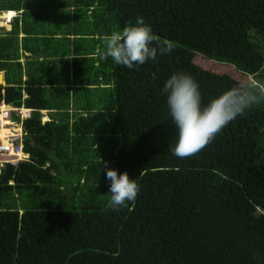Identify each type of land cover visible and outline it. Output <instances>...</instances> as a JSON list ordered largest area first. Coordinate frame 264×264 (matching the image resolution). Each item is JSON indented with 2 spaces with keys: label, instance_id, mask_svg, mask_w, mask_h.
<instances>
[{
  "label": "trees",
  "instance_id": "1",
  "mask_svg": "<svg viewBox=\"0 0 264 264\" xmlns=\"http://www.w3.org/2000/svg\"><path fill=\"white\" fill-rule=\"evenodd\" d=\"M69 3L70 33L90 36L100 52L94 75L74 66L63 91L50 68L18 61V47L34 55L38 46L29 0H0V12L22 11L25 34L18 45L17 18L0 34V102L31 109L21 121L27 160L0 169V264H264V100L181 159L170 150L178 130L162 92L180 72L198 82L204 105L253 79L264 84V0ZM137 17L174 51L133 70L102 59L104 37ZM83 25L88 34H76ZM39 110L54 118L42 123ZM103 162L140 185L119 212Z\"/></svg>",
  "mask_w": 264,
  "mask_h": 264
},
{
  "label": "clouds",
  "instance_id": "2",
  "mask_svg": "<svg viewBox=\"0 0 264 264\" xmlns=\"http://www.w3.org/2000/svg\"><path fill=\"white\" fill-rule=\"evenodd\" d=\"M104 41L105 51L101 53V58H111L116 64L129 70L138 69L150 60L155 61L158 55L170 54L175 47L173 42L162 40L154 34L151 26L142 17H137L134 25L126 26L122 31H113L106 35ZM155 78L156 75L153 74V79ZM162 92L166 94L169 115L178 130V138L170 150L181 159L197 155L230 122L242 116L246 109L264 100V84L253 79L225 91L204 105L198 82L183 72L173 74L164 83ZM0 104L6 105L3 102ZM18 108L29 110L28 116L22 120L29 117L31 109L22 106ZM18 120L10 118L12 124L8 128L13 132L21 130L22 144L24 132L21 127L22 120ZM22 153L26 154L23 145ZM103 168L106 169V178L110 181L109 207L119 212L128 207L129 203L134 204L140 192L137 181L130 178L127 172L118 174L117 170L108 167V162H103Z\"/></svg>",
  "mask_w": 264,
  "mask_h": 264
},
{
  "label": "crops",
  "instance_id": "3",
  "mask_svg": "<svg viewBox=\"0 0 264 264\" xmlns=\"http://www.w3.org/2000/svg\"><path fill=\"white\" fill-rule=\"evenodd\" d=\"M28 5L30 11L29 35L31 38L34 37L33 42L34 44H38V46L36 50H34V55L30 52H23L20 50V47H18V54L21 55L18 61L21 64L25 60L24 57H28V59L41 64L44 69L50 68L47 73L52 79L58 80V82H52L54 87L63 89L64 87L61 81L65 77H68L69 82H71V74L74 66L76 73L81 71L91 72L96 68L94 58L99 54V48L95 46L94 42H90V36H73V34L70 33V31L73 30L70 29L69 26H73V21L69 20L71 18L69 15L73 13L74 7L70 5L69 0H29ZM21 12V10L0 12V34L8 32L11 29L13 20L17 18L16 20L19 27L17 34L18 45H20V40L25 35L20 29L22 24ZM8 14L11 15L8 16ZM88 31L89 27L83 25L76 34H80V32H82V35L88 34ZM95 38L96 35L93 36L92 40ZM78 39L84 41L79 44L74 42ZM72 59H80V62L78 65H76L77 63L72 65ZM90 59H93L92 62ZM0 74L3 80L4 73L0 71ZM3 85L4 80L0 86ZM71 88L72 86L68 89V94L70 95L69 100H71L73 96ZM63 91H65V89ZM54 113L55 110H39L41 116L40 120L46 122L53 117L52 115ZM62 113L64 114V111ZM68 113H71V111L69 110ZM0 139H3V137L0 136Z\"/></svg>",
  "mask_w": 264,
  "mask_h": 264
},
{
  "label": "built area",
  "instance_id": "4",
  "mask_svg": "<svg viewBox=\"0 0 264 264\" xmlns=\"http://www.w3.org/2000/svg\"><path fill=\"white\" fill-rule=\"evenodd\" d=\"M28 113L29 110L0 104V131L3 135V139H0V169L4 164L14 165L27 158V155L22 153L21 130L17 129L16 132H13L8 127L12 124L10 122L11 116L18 117L20 122L28 116Z\"/></svg>",
  "mask_w": 264,
  "mask_h": 264
},
{
  "label": "rangeland",
  "instance_id": "5",
  "mask_svg": "<svg viewBox=\"0 0 264 264\" xmlns=\"http://www.w3.org/2000/svg\"><path fill=\"white\" fill-rule=\"evenodd\" d=\"M11 14H8V16H10ZM195 63L196 64H198V65H200L201 64V60H199L198 58H195ZM201 66H203V65H201ZM226 67V66H225ZM231 70H233L232 68H230ZM96 71H97V69H96ZM220 71H224L223 69H221ZM95 72V69H93L91 72H90V77H89V79L91 78V75H93V73ZM97 73V72H96ZM238 72L236 71H230V72H228L227 70H225V74H227V75H229V76H231L232 78H234L237 82H239V83H243V82H245L248 78H246V77H243L242 76V74L241 75H239L240 73H238ZM99 74V73H98ZM2 83V78H1V74H0V84Z\"/></svg>",
  "mask_w": 264,
  "mask_h": 264
},
{
  "label": "bare ground",
  "instance_id": "6",
  "mask_svg": "<svg viewBox=\"0 0 264 264\" xmlns=\"http://www.w3.org/2000/svg\"><path fill=\"white\" fill-rule=\"evenodd\" d=\"M4 125H7V123H4ZM0 136L3 137V135H2V131L0 132Z\"/></svg>",
  "mask_w": 264,
  "mask_h": 264
},
{
  "label": "water",
  "instance_id": "7",
  "mask_svg": "<svg viewBox=\"0 0 264 264\" xmlns=\"http://www.w3.org/2000/svg\"><path fill=\"white\" fill-rule=\"evenodd\" d=\"M1 78H2V75H1ZM2 83H3V80H2Z\"/></svg>",
  "mask_w": 264,
  "mask_h": 264
}]
</instances>
